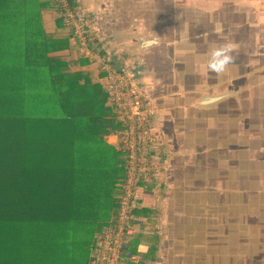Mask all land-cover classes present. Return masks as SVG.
Listing matches in <instances>:
<instances>
[{"label": "trees", "instance_id": "trees-1", "mask_svg": "<svg viewBox=\"0 0 264 264\" xmlns=\"http://www.w3.org/2000/svg\"><path fill=\"white\" fill-rule=\"evenodd\" d=\"M74 37L56 0H0V264H89L119 208L126 157L106 138L124 124Z\"/></svg>", "mask_w": 264, "mask_h": 264}, {"label": "crops", "instance_id": "crops-1", "mask_svg": "<svg viewBox=\"0 0 264 264\" xmlns=\"http://www.w3.org/2000/svg\"><path fill=\"white\" fill-rule=\"evenodd\" d=\"M72 3L76 4L74 8L90 25L87 26L90 32L87 36L93 40L91 48L94 52L104 56L106 61L127 75L134 93L147 102L149 109L158 118H167L164 121L167 132L164 133L159 128L161 140L158 139V146L154 151L156 156L153 158L161 163L162 169L159 170L160 168L154 165V186L149 191L151 193L142 195L139 203L154 214L150 216L151 220L148 218L147 221L136 220L131 215L133 219L130 223L142 239L145 236L156 239L151 242L156 249V258L149 257L151 245L146 240L134 253L131 252L130 242L135 238V233L128 241L123 264H195L194 261L200 253L206 249L215 250L203 246V243H212L207 238H197L192 233L198 235L202 228L214 229L212 211L218 203L215 204L213 190L208 191L207 198L203 197L206 183L199 182L196 177L198 172H195V168L199 159L190 147V141L193 139L191 136H194L195 128L200 125L202 119L207 121L209 116H212L216 120L219 111L224 110L222 105L228 100L227 98L209 106L210 86L215 87L214 83L224 79L230 71L226 67L222 73H217L211 69L210 62L214 59L215 51L231 45L233 30L237 29L243 34L264 29V0H214L216 5L211 15L217 13L218 19L216 21L215 17L210 18L206 38L202 33H198L202 30L201 23L200 20L194 21L192 12L188 15L193 19L184 23L183 18L182 22L177 24L175 33H169L168 24L153 25L146 16L147 13L138 7L139 1L136 0H72ZM186 31L191 32L190 36L184 33ZM224 32L226 39H222ZM261 41L263 45L264 39ZM72 43L75 44L74 41ZM178 45L182 50L185 45L190 48L191 54L186 57L185 62L192 63L196 72L201 70L193 74L194 77L191 76L189 82H185L180 75L181 70H177V65L183 61L177 60L176 55L174 61H171L169 56V51L175 52L179 49ZM91 62L95 77L107 87L103 71L92 60ZM204 70L205 73L201 74ZM100 75L104 77L100 79ZM218 90V93L226 92L224 88ZM202 98L205 99L204 105L201 103ZM203 108L205 111L201 112ZM176 110L183 119V123H179L177 128H188L186 133H183L182 129L181 134L175 131L170 133L168 118L174 111L176 114ZM116 134L106 138L107 144L114 149H118L120 139ZM168 134L173 138L171 147L162 140L164 136L167 139ZM158 179L161 191L157 189ZM171 198L175 199L180 213H170L175 207L170 201ZM198 202L199 204L195 205ZM219 204L222 205L220 202ZM186 208H189L187 212ZM169 216H172V220H169ZM180 218L181 222L176 220ZM182 225L189 235L183 234Z\"/></svg>", "mask_w": 264, "mask_h": 264}, {"label": "flooded vegetation", "instance_id": "flooded-vegetation-1", "mask_svg": "<svg viewBox=\"0 0 264 264\" xmlns=\"http://www.w3.org/2000/svg\"><path fill=\"white\" fill-rule=\"evenodd\" d=\"M233 41L234 38L230 41L231 45ZM248 43L252 45V52L248 49H236L237 54H234L232 48L231 66L234 65V59L238 63L240 61L242 72L246 74L245 82L249 80L248 77L251 81L243 83L248 85L228 98V107L222 108L231 111L232 118L227 125L229 133L237 127L239 136L233 140L230 139V134L224 135L225 148L222 153L219 152L215 142L220 130L217 129L214 117L209 116L207 121L202 119L200 125L194 127L195 133L190 141V147L199 159L195 168V172H198L196 177L199 182L206 183L203 197L207 198L208 191L213 190L215 204L218 203L212 211L215 223L211 242L220 255L223 251L246 254L251 246L256 248L264 245V45L261 49L258 44L253 45V41ZM191 67L194 70V66ZM179 113L176 110V114L174 111L168 118L171 134L174 131L181 134L182 130L186 133L188 129L177 128L179 123H183ZM166 119L164 116L158 118L155 113L152 117L156 142L161 140L159 128L160 131L167 132L164 124ZM162 140L170 147L173 145V138L169 134L167 139L164 136ZM154 151L155 146L153 153L156 156ZM222 256L216 259L218 263L231 264L227 263V255L224 257L225 262H221Z\"/></svg>", "mask_w": 264, "mask_h": 264}, {"label": "built area", "instance_id": "built-area-1", "mask_svg": "<svg viewBox=\"0 0 264 264\" xmlns=\"http://www.w3.org/2000/svg\"><path fill=\"white\" fill-rule=\"evenodd\" d=\"M56 1L74 31V40L78 42L80 51L103 71L107 79L109 104L117 110L124 124L116 134L120 138L117 150L126 157L119 208L112 224L105 227L95 239L89 263L123 264L128 241L136 233L130 224L132 212L138 207L142 195L151 190L156 179L153 164L154 112L149 109L146 101L134 93L127 75L91 48L93 44L84 32L82 17L78 15L71 0Z\"/></svg>", "mask_w": 264, "mask_h": 264}, {"label": "rangeland", "instance_id": "rangeland-1", "mask_svg": "<svg viewBox=\"0 0 264 264\" xmlns=\"http://www.w3.org/2000/svg\"><path fill=\"white\" fill-rule=\"evenodd\" d=\"M139 1V3H137L138 7L142 10H144L147 14L146 16L148 18H150L151 22L153 25H156V23L163 25V24H168L169 26V33H175L177 24L180 22H182V19H184V23H188V19L191 20L193 19V17H190L188 14L190 12H192V14H194V21L197 22L198 20H200V25L202 30L198 31V33L201 35V33L203 34L204 38H206L207 36V24L210 21L211 17H215L216 21L218 19V14L216 13V15H211V12H214L215 10V5L214 4V0H136ZM136 5V3H135ZM205 12V13H204ZM77 13L79 16L83 17L81 13H79V11L77 10ZM196 14V15H195ZM199 14V15H198ZM198 15V16H197ZM217 16V18H216ZM43 20L47 25V28H51L52 26V17L49 13H44L43 15ZM233 27H235V25H233ZM183 33V32H182ZM186 35L190 36L191 32L190 31H186L184 32ZM187 36V37H188ZM232 38H234L233 41V50L232 52L234 54L236 53V49H248L249 52L253 51L252 45L250 43H248L249 41H253L254 43H252L253 45L258 44V46H260V48L262 49L261 45L262 41L264 39V29H260L259 30H254L252 32H248V33H241L239 32L237 29L232 31ZM227 37L225 36V32H224V36H222V39H226ZM240 40V41H237ZM179 49L177 51H169V56L171 57V61H174V57L175 55L177 56V60H181L183 61L182 63H180V65H177V70H182L184 69L186 72L185 73H199L196 72V67H194V70H192V63H186V57L188 58V56H190V48L188 46L185 45V47L182 50V47L180 45H178ZM229 55L232 57L233 59V54L230 52ZM183 56V57H182ZM106 59V58H105ZM201 59V58H199ZM237 59H239V56L237 57ZM107 60V59H106ZM236 61V62H235ZM185 62V63H184ZM196 62H198L196 60ZM232 62V60H231ZM229 63L227 65L228 69H230L229 73L226 74L225 72V78L218 80L217 83H215V87L216 88H224V91H230V92H237V94L239 92H241L244 88L245 85L248 84H243V83H249V81H251V78H249V80L247 82H245V73L242 72L241 69V63L238 60L234 59V65L231 66L232 63ZM200 63L203 65V61H200ZM205 72V70H204ZM192 75V74H191ZM219 76V75H218ZM192 77H194L192 75ZM213 88L210 86V89ZM217 91L219 90H215L214 93L215 94H221L222 92L218 93ZM223 91V90H222ZM238 101H240L238 99ZM228 103L223 104L222 106H224V108H227ZM231 108V107H230ZM240 110V109H239ZM236 111V110H235ZM234 111V112H235ZM231 111H226V110H222L219 111L217 118L215 120L216 122V126L217 129L220 130V132L217 133L218 135V139L215 142V145L217 146L216 150H219V152L222 153V151L225 148V139H224V135L230 134L231 138L233 140H236L237 137L239 136L240 131L238 130V128L236 127V129H233L232 131H228L227 129V125L229 124V120L232 118ZM231 121V120H230ZM233 125H235L234 121H232ZM225 131V132H224ZM227 131V132H226ZM239 139V138H238ZM154 146L157 148L158 143L155 141L154 138V142H153ZM109 149L112 151V148L109 147ZM117 150V149H116ZM120 153V152H119ZM119 153H114L118 156H120L122 159L124 158V155L119 154ZM153 164L155 166H157L158 168H160L159 170L162 169V165L160 162H158L156 160V158L153 160ZM159 183L157 182V189L159 191H161V187H160V179H158ZM151 193V192H149ZM148 194V193H147ZM153 196V194H152ZM172 205L175 206L173 210H171L170 213H180V210H178V206L176 205V201L175 199H172ZM199 202L195 205H198ZM186 208V212H187ZM169 220H172V216H169ZM178 221H182V219H176ZM186 220H188L186 218ZM191 220H195V219H191ZM181 224V223H178ZM190 224V223H189ZM198 225V224H197ZM147 227V226H146ZM189 227V226H188ZM198 228H200V226L198 225ZM181 229L183 228V225L181 226ZM212 231H214V229H205L202 228L200 230V232L198 231V235L192 233L194 236L198 237H204L207 238L208 241L213 240V238L211 237L212 235ZM183 234L184 235H189L188 234V230H183ZM190 234V236L192 235ZM182 235V236H184ZM143 240H146V242H152V238L150 236H145L143 238ZM143 240L140 238H134L130 243L131 245H138L137 247L141 246V244L143 243ZM203 243V242H202ZM143 246V245H142ZM203 246L206 247H210V248H214V244L212 243H203ZM203 249V248H200ZM183 252L185 251V249L182 250ZM155 252V251H154ZM218 250H210V249H206L205 251H203L202 253H200L197 258L195 264H222V263H218L217 262V258L221 257V262H225V255H227V263H231V264H260L262 262H264V245L263 246H257L256 248L254 246H251V249H247L246 250V254H240L238 251L234 252H228V251H223L222 254H217ZM217 254V255H216ZM225 254V255H224ZM174 258H172L173 260ZM180 260V259H179ZM198 262V263H197ZM179 264H182V262H179ZM186 264V263H184Z\"/></svg>", "mask_w": 264, "mask_h": 264}, {"label": "clouds", "instance_id": "clouds-1", "mask_svg": "<svg viewBox=\"0 0 264 264\" xmlns=\"http://www.w3.org/2000/svg\"><path fill=\"white\" fill-rule=\"evenodd\" d=\"M233 47V45H227L214 52V59L210 62V67L213 71L222 73L226 69L227 65L232 60V57L228 53Z\"/></svg>", "mask_w": 264, "mask_h": 264}, {"label": "water", "instance_id": "water-1", "mask_svg": "<svg viewBox=\"0 0 264 264\" xmlns=\"http://www.w3.org/2000/svg\"><path fill=\"white\" fill-rule=\"evenodd\" d=\"M186 71L184 70V69H182L181 71H180V75H182V79L185 81V82H189V80H191V76L193 75V73H185ZM205 72H203V73H201V74H204ZM192 74V75H191ZM204 84H206V83H204ZM215 84V83H214ZM215 90H218V88H216V87H213V88H211L209 91V95L210 96H208L209 98H208V100H209V106H211V105H213V104H215V103H217V102H219V101H223V100H226L227 98H229V97H231V96H235L236 94H237V92H228V91H226V92H223V93H221V94H215L214 93V91ZM204 102H205V99H201V103H202V105H204ZM218 108V107H217ZM205 108H203L202 109V111L201 112H204L205 110H204ZM213 110H215V109H213Z\"/></svg>", "mask_w": 264, "mask_h": 264}]
</instances>
